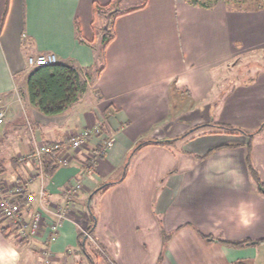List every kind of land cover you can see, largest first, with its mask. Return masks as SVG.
Instances as JSON below:
<instances>
[{
  "label": "crops",
  "instance_id": "0c3cea01",
  "mask_svg": "<svg viewBox=\"0 0 264 264\" xmlns=\"http://www.w3.org/2000/svg\"><path fill=\"white\" fill-rule=\"evenodd\" d=\"M113 2L0 0V97L18 95L15 79L24 74L30 105L24 111L9 106L0 124L7 136L0 140L5 177L10 170L17 179L32 172L18 158L32 150L33 135L67 140L101 123L102 134L115 137L100 154V136H92L69 164L48 173L55 203L83 179L69 219L54 241L44 228L29 240L0 228V264H40L46 248L52 264H157L165 232L172 237L158 264H264V193L247 162L251 144V161L264 182V68L241 74L242 63L234 65L241 56L264 55V8L235 9L224 0L212 8L186 0L119 5L106 44ZM48 53L84 71L88 87L56 115L31 104L27 90L28 56ZM202 124L211 125L195 130ZM178 137L139 149L122 181L92 195L121 178L138 143ZM95 156L93 171L83 175ZM83 226L92 229V239L81 234ZM220 240L254 243L237 247Z\"/></svg>",
  "mask_w": 264,
  "mask_h": 264
},
{
  "label": "built area",
  "instance_id": "2783aa9c",
  "mask_svg": "<svg viewBox=\"0 0 264 264\" xmlns=\"http://www.w3.org/2000/svg\"><path fill=\"white\" fill-rule=\"evenodd\" d=\"M57 62L58 58L54 53L28 56V65L31 68ZM5 115V112L0 110V124L5 122ZM101 125L100 123L92 128L76 131L67 140L39 141L34 137L32 150L19 156L20 161H26L32 166V172L22 181L9 183L0 170V215L10 227H13L18 239L29 240L37 237L43 228L46 229L45 232L51 241L57 238L60 225L64 220L69 219L76 204V198L83 188V179L77 177L66 187L62 202H53L46 181L49 156H54L55 164L67 165L72 161L75 150L86 146L95 135L100 136L99 151L100 154H104L115 144V137L102 134ZM97 160L98 156L92 157L91 163L85 166L82 174L92 172ZM81 231L85 237L92 239L89 228H82ZM52 262V252L46 248L40 264H52Z\"/></svg>",
  "mask_w": 264,
  "mask_h": 264
},
{
  "label": "trees",
  "instance_id": "16d2710c",
  "mask_svg": "<svg viewBox=\"0 0 264 264\" xmlns=\"http://www.w3.org/2000/svg\"><path fill=\"white\" fill-rule=\"evenodd\" d=\"M115 1L120 2V0H115ZM186 1L194 6L212 8L220 0H186ZM224 1L229 3V5L231 4V7L235 9L256 10V9L264 8V0H224ZM104 9L105 8H102L101 6L98 7L99 12H101ZM116 12L113 13L112 17L117 14ZM5 15L6 13L4 14L3 23L5 20ZM112 37L113 35L111 29L109 31H104V43L107 44L112 39ZM87 89H88L87 82L82 78L81 72L78 70V68H76L74 65L69 63L57 62L54 64L37 66L32 68V70L30 71L27 77V90L31 104L38 107L39 110H41L43 113L47 115H56L68 111L76 102L79 101L81 95L85 93ZM209 125L211 124H202L196 126L195 130ZM216 125L231 132H246V130L239 127H235L233 125H226V124H216ZM192 131L193 130L187 132L181 137L188 136L190 133H192ZM254 133L256 132H250L249 134L252 136L254 135ZM181 137L171 138V139H160V140L147 139L141 141L136 145V147L129 155L121 178L116 181H110L101 184L95 190H93L92 195H94L95 193L101 190L108 189L111 186L115 185L116 183L122 181L127 174L129 163L133 155L145 145L151 143L171 144ZM49 157L50 160L48 163L47 172L53 175L59 165L55 164V158L53 155H50ZM247 160L251 175L258 184L260 191L264 193V182L262 181L258 171L256 170V168L254 167L251 161V144H249V153ZM90 163L91 160L86 165ZM89 230L92 232V229L89 228ZM1 231L5 235H10L11 233L15 232V230L11 229L9 226L2 227ZM171 237H172L171 233L165 232L164 246L162 253L159 257L158 263H161L163 261L165 250L167 248V244L170 241ZM220 241L225 244H229L237 247L254 243L249 241H228V240H220ZM92 264H96V263L92 260Z\"/></svg>",
  "mask_w": 264,
  "mask_h": 264
},
{
  "label": "rangeland",
  "instance_id": "374dc122",
  "mask_svg": "<svg viewBox=\"0 0 264 264\" xmlns=\"http://www.w3.org/2000/svg\"><path fill=\"white\" fill-rule=\"evenodd\" d=\"M142 1L143 0H120V2H119L120 4L119 5H120V8L123 9V8L129 7L131 5H137V4L141 3ZM115 6H116V1L112 3L111 8H110L109 11H111L112 9H114ZM109 11H107V13ZM103 19H104V16H103ZM106 21H107V19H106ZM106 21H105V24H106ZM105 31H109V30H105ZM240 62L242 63V65L240 67H238V69H237V70H239L238 73L247 74L248 72H251L253 70H257V68H264V55L257 56V55H252L251 54V55H247V56H241V57H239L238 59L235 60L234 65H237ZM29 70H32V68L29 67ZM247 70H248V72H247ZM90 71H91V74H94V71L93 70H90ZM82 74L83 75L85 74L84 71H82ZM15 81H16L18 95L16 93L15 94L9 93V94H7L5 96L0 97V110H3L5 112V114L10 111L9 106L10 107L13 106L14 108H21L23 111L25 109H27V106L30 109V105L25 102L26 100H25L24 95H23L24 94L23 93V90H24V88H26L25 87V81H26L25 75L24 74H22L20 76L18 75V77H16ZM1 129H2V125H0V130ZM27 131H28V133L30 135V127H29V129H26L25 132H27ZM1 134H2V132L0 133V140H4V138L7 137V136H5L3 138ZM34 137H35V135H33V142H32L33 145H34ZM27 153L19 154V156L24 155V154H27ZM0 157H1V155H0ZM18 161L20 163H23V164L26 163V161L25 162L24 161H20V159ZM12 169L14 170L15 168L12 167ZM3 174H4V172H3ZM5 176L6 175L4 174V177ZM8 177L9 178L5 177L4 179L7 180V182H9V183L16 182V181H22V180L26 179V177H23L21 179H17L16 178L17 176L15 174H13L11 172V170H10V172H8ZM0 222H1L0 223V228L5 227V226H9L8 223H7V221L2 217V215H0ZM3 222H6L7 225H6V223H3ZM82 228L87 229L88 227L87 226H83ZM6 236H10V235H6ZM11 238H13V236H11ZM97 246L98 245H96V244L94 245V247L98 248Z\"/></svg>",
  "mask_w": 264,
  "mask_h": 264
},
{
  "label": "water",
  "instance_id": "95a60500",
  "mask_svg": "<svg viewBox=\"0 0 264 264\" xmlns=\"http://www.w3.org/2000/svg\"><path fill=\"white\" fill-rule=\"evenodd\" d=\"M118 10H119V3L117 2L115 8L107 13V16H106L107 17V21H106V24H105V30H110L111 29L112 15H113L114 12H116Z\"/></svg>",
  "mask_w": 264,
  "mask_h": 264
}]
</instances>
